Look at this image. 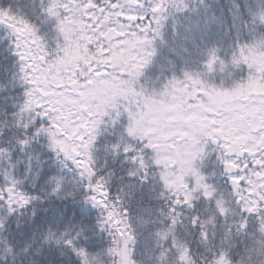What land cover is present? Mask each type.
I'll return each instance as SVG.
<instances>
[{
	"label": "snow or ice",
	"instance_id": "6c2138e0",
	"mask_svg": "<svg viewBox=\"0 0 264 264\" xmlns=\"http://www.w3.org/2000/svg\"><path fill=\"white\" fill-rule=\"evenodd\" d=\"M170 8L182 12L187 4L0 6V51L14 58L11 82L22 89L10 120L0 124V218L20 212L37 228L38 211L48 214L37 228L46 233L39 254L37 246L24 253L32 264H243L234 255L237 237H264V43L233 55L247 75L230 89L186 73L148 92L138 77L153 40L163 43ZM252 23L264 25V6ZM216 61L210 50L208 72ZM108 128L103 151L138 182L125 187L148 185L156 193L150 198L164 201L156 219L133 224L124 187L113 193V172L102 174L107 157L96 166ZM17 177L39 192L21 190Z\"/></svg>",
	"mask_w": 264,
	"mask_h": 264
},
{
	"label": "trees",
	"instance_id": "16d2710c",
	"mask_svg": "<svg viewBox=\"0 0 264 264\" xmlns=\"http://www.w3.org/2000/svg\"><path fill=\"white\" fill-rule=\"evenodd\" d=\"M182 2L187 4V10L178 12L174 8L169 9L161 29L163 43L159 38L153 40L154 62L145 67L138 77L137 86L144 87L148 92H158L169 80L183 79L186 73L201 78L210 50L215 51L218 62L220 59L228 68H232L230 67L233 66L232 58L239 47L264 43V25L252 23L253 14L264 6V0H182ZM14 3L15 0H0V6L4 7ZM30 19L38 28L40 27L38 22L31 17ZM13 62V57L0 51V124L10 120L16 110V100L22 94V89L11 82ZM226 78L232 80L229 75ZM111 136V128L101 132L96 166L102 168L107 157L109 165L108 168L102 169V174L113 172L111 177L113 193H118L124 187L125 207L129 209L133 224L137 217L156 219V209L162 207L164 201L151 199L150 197L156 193L150 191L148 185L125 187L136 185L138 182L130 180L126 175V169L119 162L112 164L111 157L103 151L102 146L107 142L106 138L110 140ZM207 171H211V168L209 167ZM17 179H20L21 190L27 194L35 195L39 192L38 186L31 184L24 186L23 179L20 177ZM4 184L3 170H0V187ZM39 207L43 209L46 205ZM47 215L42 210L38 211L37 228ZM5 219L9 222L6 227L0 228V264H32V257L25 256L24 253L29 248L37 246L38 255L40 237L46 233L38 232L37 228L31 226L30 215L18 212L14 217L0 218V224ZM72 223L76 221L73 220ZM64 226L61 224L62 228ZM13 248L16 249L15 253ZM234 255L236 260L243 261V264H264V237L251 234L237 237Z\"/></svg>",
	"mask_w": 264,
	"mask_h": 264
},
{
	"label": "rangeland",
	"instance_id": "374dc122",
	"mask_svg": "<svg viewBox=\"0 0 264 264\" xmlns=\"http://www.w3.org/2000/svg\"><path fill=\"white\" fill-rule=\"evenodd\" d=\"M149 39H151L150 36ZM153 62H154V55H152V57L150 58V61L147 66H149ZM230 67L232 68H228L225 65V63H219L218 61H216V63L213 66V70L211 72H208L205 64L201 79L210 86L222 88L224 90L230 89L234 84L239 83L247 75V69L245 68L244 65H240V66L230 65ZM221 75H223L224 77H221ZM228 75L232 80L226 78V76Z\"/></svg>",
	"mask_w": 264,
	"mask_h": 264
}]
</instances>
